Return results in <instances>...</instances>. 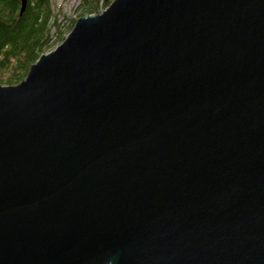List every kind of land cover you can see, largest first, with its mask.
<instances>
[{"label":"water","instance_id":"water-1","mask_svg":"<svg viewBox=\"0 0 264 264\" xmlns=\"http://www.w3.org/2000/svg\"><path fill=\"white\" fill-rule=\"evenodd\" d=\"M0 264H264V0H112L0 81Z\"/></svg>","mask_w":264,"mask_h":264},{"label":"trees","instance_id":"trees-1","mask_svg":"<svg viewBox=\"0 0 264 264\" xmlns=\"http://www.w3.org/2000/svg\"><path fill=\"white\" fill-rule=\"evenodd\" d=\"M110 4L112 0H103ZM101 0H82L80 14L98 10ZM21 0H0V81L17 83L28 73L41 53L61 42L77 17L61 25L54 0H28L20 12Z\"/></svg>","mask_w":264,"mask_h":264},{"label":"rangeland","instance_id":"rangeland-1","mask_svg":"<svg viewBox=\"0 0 264 264\" xmlns=\"http://www.w3.org/2000/svg\"><path fill=\"white\" fill-rule=\"evenodd\" d=\"M81 2H82V0H54V11L58 15L59 20L61 21V25L63 27L68 22V20L70 18L78 17L79 15H82L80 13L84 10V8L82 6H80ZM107 5L108 4H106L103 0H101V3H100L98 10H96L94 12H98V11L102 10ZM68 32L69 31H66V34ZM58 43H56L52 48H54ZM2 83L8 84L7 82H2Z\"/></svg>","mask_w":264,"mask_h":264}]
</instances>
